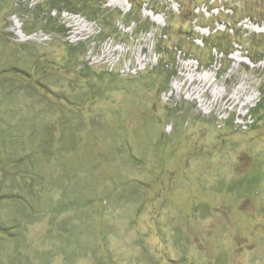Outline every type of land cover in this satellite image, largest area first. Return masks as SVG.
<instances>
[{
  "label": "rangeland",
  "instance_id": "1",
  "mask_svg": "<svg viewBox=\"0 0 264 264\" xmlns=\"http://www.w3.org/2000/svg\"><path fill=\"white\" fill-rule=\"evenodd\" d=\"M59 6L0 0V264H264V0Z\"/></svg>",
  "mask_w": 264,
  "mask_h": 264
},
{
  "label": "trees",
  "instance_id": "2",
  "mask_svg": "<svg viewBox=\"0 0 264 264\" xmlns=\"http://www.w3.org/2000/svg\"><path fill=\"white\" fill-rule=\"evenodd\" d=\"M68 0H47V5L50 6L51 10H57L59 13H61V11L63 10L59 5H64V3H67ZM86 8H90L89 6H86ZM95 12V9H93L92 7L89 9ZM138 22V21H137ZM147 24V23H145ZM125 26H129V24H126ZM116 32H118V34L124 33L122 32V30L120 28L116 27ZM218 44H221L220 42ZM222 46V44H221ZM163 71L167 72L168 75V80L166 82V88L168 87L169 83H170V79L175 76L177 74V67H174L173 65H170L169 62H164L163 63Z\"/></svg>",
  "mask_w": 264,
  "mask_h": 264
}]
</instances>
